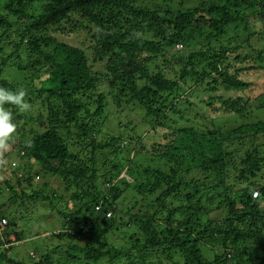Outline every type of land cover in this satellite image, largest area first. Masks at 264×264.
Masks as SVG:
<instances>
[{"label": "trees", "instance_id": "16d2710c", "mask_svg": "<svg viewBox=\"0 0 264 264\" xmlns=\"http://www.w3.org/2000/svg\"><path fill=\"white\" fill-rule=\"evenodd\" d=\"M0 88V264H264V0H0Z\"/></svg>", "mask_w": 264, "mask_h": 264}, {"label": "rangeland", "instance_id": "374dc122", "mask_svg": "<svg viewBox=\"0 0 264 264\" xmlns=\"http://www.w3.org/2000/svg\"><path fill=\"white\" fill-rule=\"evenodd\" d=\"M66 36L67 35L64 34L60 38L61 39L64 38L65 41H69L71 43H75L76 41H77V43H81V42H79L78 37L75 34H72L71 37L70 36L66 37ZM4 72L6 73L5 70L3 71V73ZM254 74L255 73H253V72L245 73L244 77L246 79L251 80L252 82H254L255 81V77H252ZM11 76L15 77V78H19L20 77L17 72L16 73L15 72H11ZM258 82H259L258 80H256L254 82V85L251 88V93L254 94L257 91L256 90V86H257ZM205 87L206 86L203 85V84H200V86H196L195 87V89H194L195 93L193 94V96L191 98L192 102H197L200 98H202V96L208 102L210 96L213 97L214 95L215 96L218 95V94H216L218 92L210 93V92L206 91L208 89H206ZM207 102L201 103L200 106H199V109L198 108H193L190 111V114H192V115H194L197 112H199L198 114H196V121L198 122L199 125H201L200 122L202 123V125H210V123H209L210 120L208 118L203 120L201 118V116L199 115L201 111H205V113L210 111V108L206 105ZM218 104H219V102H216L215 106H218ZM215 115H217V114H215ZM107 124L109 126H111V128L113 130L112 132L114 133L115 132V122L110 120V121H108ZM10 149H11L10 145H7V147L3 148L0 151V179H1V176H2V179H3V176H5V175H7L9 177L10 176V172H8V171H11V169L18 170L17 167H18L19 164H21V161L16 157L15 152H13ZM35 170H37L36 166H33V171H35ZM17 172H18L19 175L22 174L21 170H18ZM38 177H36V183H40V178H38ZM47 181H48L47 183L49 185H51L57 191L58 194L63 191L64 187L62 185L61 179L48 178ZM34 208H35L34 209L35 210L34 218L36 219V221H33V228L34 229H40L41 232L44 231L47 235L52 233V232H58L59 230L62 229V227H63L62 226L63 219L61 217L57 216L54 213V211H53V213H51L50 211H48V209H46L45 207H42L40 202H36L34 204ZM27 244H25V245L20 244L18 246V248H17L18 251L21 252V254H23V255L25 254V252H26V250L28 248ZM205 256L209 257L210 255L206 254Z\"/></svg>", "mask_w": 264, "mask_h": 264}, {"label": "clouds", "instance_id": "9594fccd", "mask_svg": "<svg viewBox=\"0 0 264 264\" xmlns=\"http://www.w3.org/2000/svg\"><path fill=\"white\" fill-rule=\"evenodd\" d=\"M24 91L13 92L5 88H0V148H5L16 132V125L13 122V114L5 108L6 104L17 106L23 111L29 106L24 101ZM2 178V176H1ZM256 191V190H254ZM228 256H230L228 254Z\"/></svg>", "mask_w": 264, "mask_h": 264}, {"label": "built area", "instance_id": "2783aa9c", "mask_svg": "<svg viewBox=\"0 0 264 264\" xmlns=\"http://www.w3.org/2000/svg\"><path fill=\"white\" fill-rule=\"evenodd\" d=\"M253 195H254V196H257V195H258L257 190L254 191ZM6 223H7V220H6L5 218H2V219L0 220V228H3V227L6 225Z\"/></svg>", "mask_w": 264, "mask_h": 264}]
</instances>
